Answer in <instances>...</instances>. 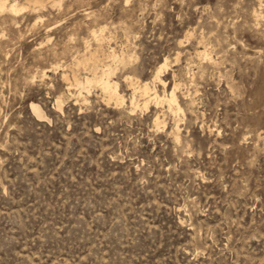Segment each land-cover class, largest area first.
Segmentation results:
<instances>
[{
    "label": "rangeland",
    "instance_id": "1",
    "mask_svg": "<svg viewBox=\"0 0 264 264\" xmlns=\"http://www.w3.org/2000/svg\"><path fill=\"white\" fill-rule=\"evenodd\" d=\"M9 1L0 264H264V0Z\"/></svg>",
    "mask_w": 264,
    "mask_h": 264
},
{
    "label": "bare ground",
    "instance_id": "2",
    "mask_svg": "<svg viewBox=\"0 0 264 264\" xmlns=\"http://www.w3.org/2000/svg\"><path fill=\"white\" fill-rule=\"evenodd\" d=\"M37 9V8H36ZM6 12V11H9V12H11L13 15H17V14H19L21 11H22V8H20L19 7V5L15 2V3H11L9 0H0V12L2 13V12ZM104 29V28H103ZM102 32H103V30H102ZM99 34H101V33H99ZM98 34H96V32H95V37H96V39L97 40H102V39H104V36H103V38H102V34L101 35H99V36H97ZM104 35V34H103ZM105 41V40H104ZM99 42H102V41H99ZM102 43H104V42H102ZM99 44V43H98ZM102 45V44H101ZM100 46V45H99ZM88 47V46H87ZM94 55V54H93ZM92 56V55H91ZM205 56L207 57V55L205 54ZM93 57H91V59H92ZM95 58H96V56H95ZM90 58L88 57V60H89ZM95 60V59H94ZM92 61H93V59H92ZM88 62V61H87ZM86 62V63H87ZM114 62V61H113ZM97 63V62H96ZM97 66V65H96ZM110 68V67H109ZM111 69V68H110ZM162 69V68H161ZM161 69H160V71L158 72V74H157V76H156V78H155V80L156 81H159L160 83H162V84H164V81H163V79L161 78ZM95 78V80H92V79H90V78H87L86 79V83L89 85V84H91L92 85V83L93 82H97L98 84H100L101 85V87L103 88V90L105 91V93L107 94V96H108V98H109V100L111 101V100H116V101H120L121 99H122V96L119 94V92H118V84L117 83H115L113 80H112V78H111V76H110V73L109 72H107L106 70H104V72H103V74H102V76L101 77H97V75L95 76V77H93V79ZM97 78V79H96ZM80 80V79H79ZM77 81V80H76ZM134 84V83H133ZM88 85H87V87H88ZM71 86H73L72 84H71ZM77 87L78 86H80V87H82L83 88V90H85L84 88H85V84L84 83H82V82H79V81H77V85H76ZM86 89H89V88H86ZM82 90V91H83ZM135 90H136V93H138V92H140L141 93V96L142 97H144V99L146 100V103H145V107H148V105L150 104V102H152V101H157V102H161V103H163V102H167L168 104H169V107H170V109L172 110V111H176L177 113H179L178 111H180L181 112V107H180V104H179V102H178V99H177V95H176V90L174 89L167 97H165V99H163V100H159V94H158V92L157 91H154V89H152L151 88V86H150V83H145V84H143V85H138V86H136V88H135ZM86 91V90H85ZM88 92V91H87ZM79 95H80V93H79ZM82 95V94H81ZM59 104V103H58ZM132 104L133 105H135L134 104V101L132 102ZM33 106V108H34V110H35V112L39 115V116H41V113H40V111H39V109L37 108V106L35 105V104H33L32 105ZM60 106V105H59ZM36 114V115H37ZM37 115V116H38ZM38 116V117H39ZM40 118H42V117H40ZM158 120H159V118H158ZM157 123V122H156Z\"/></svg>",
    "mask_w": 264,
    "mask_h": 264
}]
</instances>
